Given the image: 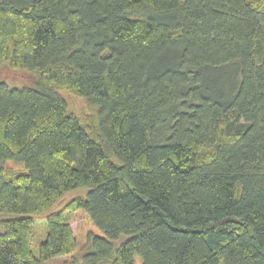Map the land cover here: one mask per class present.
I'll return each mask as SVG.
<instances>
[{
    "label": "trees",
    "instance_id": "trees-1",
    "mask_svg": "<svg viewBox=\"0 0 264 264\" xmlns=\"http://www.w3.org/2000/svg\"><path fill=\"white\" fill-rule=\"evenodd\" d=\"M5 64L0 264L74 253L77 210L87 264H264V0H0Z\"/></svg>",
    "mask_w": 264,
    "mask_h": 264
},
{
    "label": "rangeland",
    "instance_id": "rangeland-1",
    "mask_svg": "<svg viewBox=\"0 0 264 264\" xmlns=\"http://www.w3.org/2000/svg\"><path fill=\"white\" fill-rule=\"evenodd\" d=\"M0 81H6L13 86H22L30 84L32 82V77L30 73L25 70L11 69L8 65H3L0 67ZM69 101L71 108L76 113H82L88 110L86 101L78 96L69 95ZM5 166L19 168L22 165L14 161H6ZM81 190V189H80ZM79 191L71 192L67 194L63 200L59 201L51 210L45 212L37 217V231L41 233L43 231L44 225L42 223L43 217L54 209L59 208L63 205L69 198L78 195ZM8 213L0 212V219L7 217ZM69 221L72 226L73 232L79 240L77 250L72 254H67L65 256H60L52 259L45 264H87L85 262L86 253V241L87 236L90 233L100 234L103 233L101 230L92 222L88 214L84 210H77L69 215ZM109 259H104L98 264H109ZM135 264H140V257L137 255L135 257Z\"/></svg>",
    "mask_w": 264,
    "mask_h": 264
}]
</instances>
